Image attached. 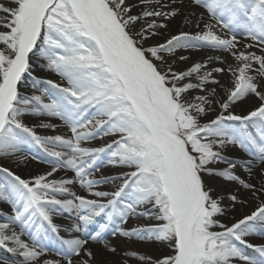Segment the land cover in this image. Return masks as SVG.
<instances>
[{"label": "snow or ice", "instance_id": "obj_1", "mask_svg": "<svg viewBox=\"0 0 264 264\" xmlns=\"http://www.w3.org/2000/svg\"><path fill=\"white\" fill-rule=\"evenodd\" d=\"M191 4L204 9L215 23L205 24L195 34L181 32L163 43L147 45L159 34L158 29L168 25L152 21L136 31L135 24L147 17L167 20L179 10L144 11L137 16L130 14L126 0H0V16L4 17L0 21L4 29L0 31V156L16 155L20 145L34 144L52 158L48 162L53 165L51 172L31 181L0 168V200L12 206V215L0 222V247L18 252L22 264L40 259L45 249L38 237L43 232L46 239L49 231L64 248L60 255L67 264L82 251L88 257L83 264H90L93 254L85 248L88 239L60 237L52 214L74 213L78 220L71 229L74 232L105 217L106 222L98 225L90 239L115 252L103 234L117 219L126 223L142 204L153 205L160 223L131 231L117 225L115 231L123 237L170 242L172 254L156 264H234L237 259L264 264V246L245 240L256 223L264 225V202L235 223H222L217 217L224 214L223 197L213 195L203 176L239 182L254 196L257 191L264 193V186L257 190L232 172L235 163L228 162L224 170L208 167L223 162L214 149L226 144H238L264 164V54L247 51L255 47L264 53V0H191ZM216 27L223 34L214 31ZM238 37L248 41L243 49L238 47ZM193 47L230 52L237 62V67L228 69L232 86L226 89L227 99L211 120L203 118L217 90L209 91L207 85H220L212 72L225 70L217 67L201 74L206 67L201 63L183 72L174 71L171 65L161 70L167 63L165 54ZM40 61L61 82L33 75V64ZM193 76L197 82H192ZM27 81L40 94L22 93L20 86ZM250 94L261 101L258 107L247 115L229 111ZM26 115L58 118L72 135L42 137L24 123ZM108 136L114 139L102 147L82 146ZM101 155L113 167L128 171L99 181L86 179ZM250 164L243 165L246 171H251ZM61 168L72 171L76 179L48 180ZM110 181H120L115 191H91ZM76 182L100 199L71 192L67 185ZM65 194L72 198H57ZM228 199L233 206L244 203L236 195ZM26 234L31 244L21 238ZM241 246L255 248L262 259L246 255Z\"/></svg>", "mask_w": 264, "mask_h": 264}, {"label": "rangeland", "instance_id": "obj_2", "mask_svg": "<svg viewBox=\"0 0 264 264\" xmlns=\"http://www.w3.org/2000/svg\"><path fill=\"white\" fill-rule=\"evenodd\" d=\"M152 1V3H151ZM156 1H161V0H126L127 5L131 8V15H137L140 16L142 15V13L144 11H152V10H157V11H165L163 9V7H161L158 4H155ZM164 1V0H162ZM4 2H7V0H4ZM133 2H141V5H133ZM145 2H147L145 4ZM184 2H191V0H184ZM143 3V4H142ZM193 9L196 11H203V19H201L198 24H199V28L197 27V25L195 26V31L192 32V34H195L197 32H199L203 26L205 24L208 23H215L214 21H210L208 18L207 13L204 11V9L199 8L198 6H194L192 5ZM4 19L3 16H0V21H2ZM155 21L157 23H165L168 25L167 28H162V29H158L159 34L155 37H153L152 39H150L149 41H147V45H152V44H157V43H163L165 42L167 39H169L172 35H176L174 34V32L170 31V27H169V22L168 20H165L162 17H147L144 19H141L140 21H138L135 24V30L139 31L141 29L142 26H146L148 23ZM4 29H0V31H3ZM214 31H216L218 34H223V30H221L219 27H216L214 29ZM242 39V38H241ZM245 43H248V41H241L240 40V45L238 46L239 48L243 49V45ZM146 45V46H147ZM184 51H194L195 54L193 56H189L186 57L187 59L181 60L180 57H182L180 55L181 52ZM247 51L249 52H256L257 55H261L264 53H261L260 50L258 48H251V49H247ZM200 53L202 54H214L217 57L215 58H208L206 59L205 56H201ZM165 59L167 61V63L163 64L161 66V70L167 69V67L169 65H171V67L173 68L174 71H178V72H183L186 71L188 68H190L194 63H201V64H206V67L201 69V74H204L206 72H210L211 71V64H216V66H219V68H223L225 71L222 73H216V72H212V75L215 79L220 81V85H215V84H211L209 83L207 85V89L209 91H211L213 88H215L217 90V94L215 97H213L214 99V103L211 105V109L208 112L207 116L204 117V120H211L214 119L216 117V115L221 111L220 109V103L225 101L227 99V92L226 89L227 88H231L232 84V76L231 73L228 71L229 67H237V62L235 61V59L233 58V56L231 55L230 52H226L220 49H213L210 47H193V48H189V49H177L176 52L171 55L168 56L167 54H165ZM223 61V62H221ZM43 61H40L38 63H34L33 67H32V74L36 76L37 72L39 71H44L46 73H48L49 75L47 76V79L50 80H54L57 82H61L60 77H58L55 73L53 72H49L47 70L44 69L43 65ZM159 64V62H157ZM46 79V78H45ZM192 82H197L196 81V77L193 76L191 78ZM187 82V81H185ZM221 85L223 87H221ZM23 90H28L27 95H32V94H40L39 92H35L31 87H21L20 91L23 92ZM261 91H264V88H261ZM196 93L193 92L191 93V95H195ZM261 101L259 100V98L255 95H248L244 98H242L241 100H238L236 103H234L229 111L232 113H235L237 115H247L249 111L254 110L256 107H258L260 105ZM28 116H33V115H26L25 118H32V117H28ZM37 117H43L46 120L50 121L51 123H54L53 126L54 129L52 130H47V128H43L42 131H35L38 135L45 137V136H55V135H61L64 137H71V132L68 129L67 126H65L63 124V122L61 120H59L58 118L55 117H50L47 115H38ZM234 124H236L238 126V122H232ZM61 128L64 129V131H61ZM250 131H255L254 128H250ZM112 139H114V137L108 136V137H103L102 139L97 138V139H92L90 141L84 142L82 143L83 147H88V148H97V147H102L104 146L106 143H109ZM29 151L26 152L25 154H21V153H17L16 154V158L14 160H10L6 163V164H2L0 165V168H6L10 171H12L15 175L16 172L19 169H22L24 167V165H32L34 164L35 167L32 168L29 173L32 175V179L28 178L27 176H22L23 179L26 180H33L35 177L40 176L41 174L43 175L45 173V171L48 170V172L52 171V167L53 165L50 164L48 161H50L52 158L49 157L47 155L46 152H44L41 148H39L38 146L34 145V144H30L29 145ZM34 148H37L38 150H35ZM214 151H217L220 153V156L222 157L223 162H217V163H210L208 165L209 168H213L216 170H221L220 166H226V169L229 168V163L228 162H232L236 164L237 168H244L243 165L249 161H251V164L249 165L251 171L247 172L248 174H256L258 175V177L264 178V164H261L258 160L254 159L253 157L249 156L238 144H226L224 145L222 148H215ZM108 157L105 155H101V158L97 161V165L94 169L91 170V175L89 177H86V179L90 178L93 180H101L102 178H111V177H116V175L111 176L108 172H104V168L108 167L110 164H108ZM235 167V168H236ZM121 168V167H119ZM233 168L232 172L234 174H237L238 171L237 169ZM126 169V168H124ZM261 170V171H260ZM128 171V169H127ZM261 173H258V172ZM29 174V176H31ZM65 174H71L74 175V173L66 168H61L58 171H56L52 176L48 177V179H51L52 177L56 176L57 179L62 178ZM75 176V175H74ZM118 176V175H117ZM204 176V181L207 183L210 181V179H216L218 181L221 182V184L224 186L223 189H217L214 192H222V191H230L232 193H238L239 195H243L245 196V202L241 204V208L243 210V213L246 215H250L252 211L255 210V208L261 203L264 202V197L262 195V193H260L259 191L257 192V194L254 196L252 191H245L244 187L239 183V182H234V181H228L220 176H209L208 174H203ZM240 178V180L248 183V181L250 182V178L247 176L245 177H241L238 176ZM120 183V181H116V182H106V183H101L97 186H95L94 188L91 189V191H106V192H113L116 190L117 185ZM251 183V182H250ZM249 184V183H248ZM210 188V190L213 192L212 187L210 186V183H208V185H206ZM79 192H81L83 194V197H85L86 199H100L97 197H94L92 195H90V190L86 187H82ZM81 196L80 194H76ZM59 199H70L72 198L71 196H68L67 194L65 195H58ZM78 203V202H77ZM224 209V214L221 216H218L217 219L225 224H229L231 225L232 223H235L237 221V219H233V220H229L228 215L230 213L231 208L229 207H224L225 205H222ZM138 209H142L141 205H139L137 207ZM1 213H5L6 211L4 209L0 210ZM56 214V213H54ZM52 214V215H54ZM59 218H64L63 216L57 215ZM103 219V220H102ZM101 219V223L106 222V218H102ZM241 219V218H239ZM238 219V220H239ZM69 220V219H67ZM54 221V219H53ZM78 220L76 219L74 222H77ZM130 221H133V224H127L124 225V230H128L131 231L132 229H136V228H142V227H147L150 224H158L160 223L159 221H155V223L151 222L150 220H147L146 218H143L140 215H131L130 217ZM0 222L1 221L0 219ZM137 222V223H135ZM100 224V222H99ZM98 224V225H99ZM122 225V224H121ZM264 227V225H260L259 223H256L254 226V230L253 231H260V230H264V228H260V227ZM87 229V228H86ZM97 230V229H96ZM94 234H95V231ZM219 230V229H217ZM106 230V233L107 234ZM72 232V231H71ZM76 236L80 237L79 234L76 233ZM250 237L252 240H264L262 237L258 236H251L248 235L245 237V240L247 241V238ZM115 238H118L119 241L121 242V244L124 247L127 248H134V250H138L140 252H142L143 247H140V245H146V243H150V241L152 239H137L136 237H123V236H114L112 234H108L107 238L105 240H115ZM257 242V241H256ZM29 244H31V242L28 241ZM96 245V244H94ZM257 246V245H254ZM263 246V245H260ZM169 252L172 254V249H168ZM119 254L120 256L130 259V255L129 252L127 251H115L113 252V254ZM245 253V252H244ZM169 254V255H171ZM246 254L250 257H252L253 259H256L258 257H260L258 252H255L253 255L251 253L246 252ZM258 255V256H257ZM74 259V258H73ZM72 259V264H83V259L79 258V259ZM132 259V258H131ZM44 260H50V261H59V264H63V262L61 260H58L56 256H51L48 254H43L40 259L36 262H34V264H41L42 261ZM159 260V259H158ZM236 262H238V264H246L245 261H241V260H235ZM150 264H156V261H150ZM0 264H22V257L20 256V254L17 253H13L7 250V248L5 247H0ZM67 264V262L65 263ZM90 264H114L113 262H109V259L104 257L102 260L100 261H95V262H90ZM115 264H128L125 261H121V262H115Z\"/></svg>", "mask_w": 264, "mask_h": 264}, {"label": "bare ground", "instance_id": "obj_3", "mask_svg": "<svg viewBox=\"0 0 264 264\" xmlns=\"http://www.w3.org/2000/svg\"><path fill=\"white\" fill-rule=\"evenodd\" d=\"M147 2H145L146 4ZM152 3V1H151ZM143 4V3H142ZM155 4L160 5L161 7H163V9L165 11H170L172 9H177L178 14L175 17H172L170 19H167L169 22V27H170V31L174 32V34H179L181 32H188V33H192L193 31H195V26L198 24V22L201 20V16L203 15V11H195L192 7L191 2H184V0H164V1H156ZM133 5H141V2H133ZM167 6V7H164ZM194 13V14H193ZM195 54L194 51H184L181 52L180 55L183 57H189V56H193ZM201 56H205L206 54H202L200 53ZM207 56V57H206ZM205 57L206 59L208 58H215L217 57L214 54H207ZM219 66H216V64H211V71L214 68H217ZM49 74L44 72V71H39L37 72L36 76L41 78V79H47V76ZM21 87H31V82L27 81L25 83H22ZM22 92V91H21ZM23 92H26V94L28 93V90H23ZM38 115H33V116H28V117H32V118H23V121L26 125H28L29 127H32L34 129V131H42L44 127H42L41 125L44 123L50 124V125H54V123H51L50 121L46 120L43 117H37ZM56 126V124H55ZM53 130V128L49 127L47 128V130ZM61 131H64L63 128H61ZM29 145L30 144H22L20 145V148L23 149L24 151H26L27 149L29 150ZM35 150H37V148H35ZM16 158V155L13 156H0V165L2 164H6L9 159L14 160ZM35 165H24V167L22 169H19L16 172V175L20 176L22 178V176H27L29 179H32V175L29 173V171L34 168ZM221 170L226 169V166H220ZM237 169L238 173L235 174L236 176H241V177H249L250 178V182L248 181L249 184L255 185L256 189H260L261 186H264V178L258 177V175L256 174H248L245 168H235ZM127 171V169L124 168H119V167H113L112 165H109L108 167L104 168V172H108L111 176H117L120 175L122 172ZM261 171V170H260ZM258 173H261V172ZM46 173H48V170L45 171V173L43 175H45ZM29 174L31 176H29ZM42 175V174H41ZM76 179L74 177V175L71 174H65L62 178L57 179L56 176L52 177L51 179L48 180H60V179ZM208 183H210V186L212 187L213 190V195L214 196H218V197H223V200L221 201L222 205H225L224 207H230V213L228 215L229 220H233V219H239V218H243L244 216H246V214L243 213L242 208L240 207L242 203H236L233 206V203L228 199L229 195H236L239 199V201H244L246 198L243 195H239L238 193H232L230 191H222V192H214L217 189H223L224 186L221 184L220 181L216 180V179H210L209 182H205L206 185H208ZM246 183V182H245ZM247 183V184H248ZM67 187L70 189L71 192H74L75 194H80L83 197V194L81 192H79V190L82 188V186L80 185L79 182L73 183L71 185H67ZM245 189V188H244ZM245 191H251L249 189H245ZM258 192V191H257ZM263 197H264V193H262ZM2 201V200H0ZM7 203L6 201H2ZM245 202V201H244ZM142 209H138L137 208V214L139 215V213H146V215H140L143 218H146L147 220H150L151 222L155 223V221H158L155 219V215H156V209L153 207L152 204H142L141 205ZM0 209H4L6 212L4 214H2L0 217H2V219L4 220L5 218H7L8 216L12 215V206L8 203V205H1L0 204ZM66 215H68L69 218L75 217L74 213H67L64 212ZM130 217L131 215L127 218V222L126 223H121V221L119 219L116 220L115 223L110 224L109 225V230L110 233L114 236H120L118 233H116L115 229L117 227V225H119L120 227H122L124 229V225L127 224H133V221H130ZM100 218H104L103 216H101ZM54 219V222L57 223V226L59 228V232L66 238H74L76 237L70 230L72 229V227L77 224L74 223V221L71 220H67L65 218H59L58 216H56L55 214L52 215V220ZM137 223V222H135ZM122 224V225H121ZM156 224V223H155ZM150 225H154V224H150ZM149 225V226H150ZM17 231V229H16ZM18 232V231H17ZM252 235V234H250ZM260 237H262L264 239V230H260V233L258 234ZM61 237V236H60ZM24 241L25 239L23 237H21ZM257 241V242H256ZM104 242L108 243L109 245H111L112 247H114L116 249V251L119 250H124L129 252L130 255V259L124 258L122 256H120L119 254H113V252L108 251L105 247H104V243H96V242H88L85 245V248L88 251H91L93 254V259L90 262H95V261H100L102 260L104 257L109 259V262H113L115 264V262H121V261H125L128 264H150V261H157L158 259L163 258L164 256H167L169 254H171L169 252L168 249H172L170 246V242H162V241H157L154 238L150 241V243H146V245H140V247H143L142 252L138 251V250H134V248H127L124 247L121 242L119 241L118 238H115V240L111 241V240H105ZM247 242L252 244V245H263L264 246V240H252L250 237L247 238ZM96 244V245H94ZM11 246V245H9ZM243 250L245 251L246 248L243 247ZM133 253H135L136 255H133ZM138 257H147L150 259H139ZM82 258L83 260H87L88 257L84 254V252H81V255L79 257L75 256L73 260L75 259H79ZM132 258V259H131ZM262 259L261 257H258L257 260ZM234 264H238V262L234 261Z\"/></svg>", "mask_w": 264, "mask_h": 264}]
</instances>
